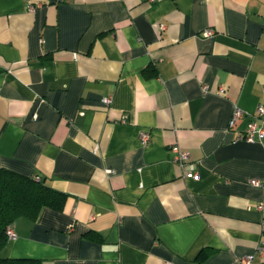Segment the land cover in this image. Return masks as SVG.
I'll return each mask as SVG.
<instances>
[{
  "label": "crops",
  "instance_id": "crops-1",
  "mask_svg": "<svg viewBox=\"0 0 264 264\" xmlns=\"http://www.w3.org/2000/svg\"><path fill=\"white\" fill-rule=\"evenodd\" d=\"M263 86L264 0H0V168L67 195L2 257L264 264Z\"/></svg>",
  "mask_w": 264,
  "mask_h": 264
},
{
  "label": "trees",
  "instance_id": "trees-1",
  "mask_svg": "<svg viewBox=\"0 0 264 264\" xmlns=\"http://www.w3.org/2000/svg\"><path fill=\"white\" fill-rule=\"evenodd\" d=\"M66 198L65 193L42 180L0 168V264H42L38 259L2 257L1 252L9 241L7 231L19 218L35 220L44 208L62 210ZM89 236L95 234L89 233ZM206 256L203 250L198 259Z\"/></svg>",
  "mask_w": 264,
  "mask_h": 264
},
{
  "label": "built area",
  "instance_id": "built-area-1",
  "mask_svg": "<svg viewBox=\"0 0 264 264\" xmlns=\"http://www.w3.org/2000/svg\"><path fill=\"white\" fill-rule=\"evenodd\" d=\"M28 10L33 11V7L29 5ZM163 28H164L163 26H160L161 30ZM212 34L213 31L210 29H205L201 32V35L203 37H210L212 36ZM73 56L75 57V54H73ZM205 89L206 86H203V90ZM262 93L264 94V86L262 88ZM102 102L105 105H109V103L111 102V97L108 96L102 98ZM242 115H243L242 112L239 109H236L231 116V119L229 121V126H232L235 120L240 118ZM257 122H259L260 125H257ZM263 137H264V105L259 104L255 109L254 119L250 121L245 127V129L236 136L235 140L253 143L255 141L261 140ZM139 140L142 146H147L150 141V134L145 130L140 131ZM171 150L173 153L172 162L178 165L179 167H184L186 163L190 161L189 152L182 150L177 145L171 146ZM195 177H197V175ZM250 184L257 187L263 186L260 180L257 179H251ZM257 209L262 213L261 226L264 235V200L257 205ZM7 234L9 239L14 237L12 229H9L7 231ZM257 253L260 257L262 258L264 257V241L258 246ZM249 261L250 258L246 259L247 263H249ZM165 264H173V263L166 262Z\"/></svg>",
  "mask_w": 264,
  "mask_h": 264
}]
</instances>
